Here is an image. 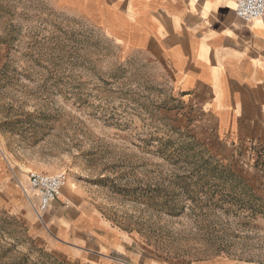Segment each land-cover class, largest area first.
I'll return each mask as SVG.
<instances>
[{
    "label": "rangeland",
    "instance_id": "374dc122",
    "mask_svg": "<svg viewBox=\"0 0 264 264\" xmlns=\"http://www.w3.org/2000/svg\"><path fill=\"white\" fill-rule=\"evenodd\" d=\"M123 42L69 3L0 0V158L18 191L0 190V264H92L48 239L31 173H63L64 205L104 220L102 264H264V145L226 146L169 57Z\"/></svg>",
    "mask_w": 264,
    "mask_h": 264
},
{
    "label": "crops",
    "instance_id": "0c3cea01",
    "mask_svg": "<svg viewBox=\"0 0 264 264\" xmlns=\"http://www.w3.org/2000/svg\"><path fill=\"white\" fill-rule=\"evenodd\" d=\"M59 1L119 37L125 47L168 56L178 91L200 106L226 146L240 150L253 140L264 145V18L243 21L234 0ZM8 167L0 158V190L15 196V188H6ZM69 209L62 199L50 206L46 214L56 227L44 230L48 239L75 260L102 264L110 247L95 234L106 228L104 220Z\"/></svg>",
    "mask_w": 264,
    "mask_h": 264
},
{
    "label": "built area",
    "instance_id": "2783aa9c",
    "mask_svg": "<svg viewBox=\"0 0 264 264\" xmlns=\"http://www.w3.org/2000/svg\"><path fill=\"white\" fill-rule=\"evenodd\" d=\"M234 3L236 15L243 21L250 23L264 18V0H234ZM250 146L255 147L257 144L255 141L250 142ZM29 180L31 189L36 192L39 199L37 212L44 216L50 206L61 199L67 177L63 173L54 175L31 173Z\"/></svg>",
    "mask_w": 264,
    "mask_h": 264
}]
</instances>
